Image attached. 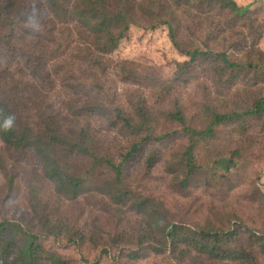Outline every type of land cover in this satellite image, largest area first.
<instances>
[{"label": "trees", "instance_id": "1", "mask_svg": "<svg viewBox=\"0 0 264 264\" xmlns=\"http://www.w3.org/2000/svg\"><path fill=\"white\" fill-rule=\"evenodd\" d=\"M43 1L0 0V55L6 60L0 70L3 84L0 91V142L7 148L4 154L0 147V171L6 176L0 187V206L15 204L12 191L15 192L17 170L22 169L16 154L27 157L28 161L36 160L41 168L40 173L35 168L22 169L26 172L24 184L28 185V207L23 205L19 216L28 209L36 217L38 228L26 227L28 222L23 218L18 221L10 219L11 216L0 218V264H76L44 247L42 240L63 231L67 235L69 226H63L65 223L55 218L56 208L51 206L58 198L73 199L91 192H103L115 205L120 220L127 219L131 213L140 215V234L122 230L111 237L112 246L130 244L141 248L157 238L161 245L170 243L172 252L179 250L183 258L189 254L180 248L181 244L209 259L259 264L250 252L232 247L233 237L237 234L229 232L221 237L218 233L203 231L197 233L196 238L195 233L171 223L151 195L127 188L123 178L127 179L126 174L131 170H135L137 176H150L156 166L164 162L167 173L163 178L171 176L176 190L177 184L184 188L189 186L199 170L193 156L196 143H191L183 152L177 153V148L170 151L168 137L173 134H168L167 130L159 133L161 124L179 125L182 133L194 142L197 137H213L216 127L246 115L213 114L211 119L199 121L202 127L196 128L187 123L177 98V85L188 84L193 69L211 65L221 75L235 68H249L255 72L260 69L259 65L243 66L229 59L226 53L200 50L180 39L177 8L202 16L203 4L217 3L237 17L243 12L231 0ZM38 23H42L41 28ZM31 24L38 31H33ZM159 26L167 27L172 45L187 58L174 66L170 77L160 78L133 62H114L110 58L132 27L155 30ZM72 33L76 40L70 47ZM12 59L17 68L11 69L9 61ZM7 71L14 72L9 75ZM41 75L44 82L48 80L62 87L66 93L65 105H76L75 109L67 108L73 117H91L100 113L107 116L111 126L124 131L128 138L117 159L90 137V127L76 132L65 127L68 117L49 102L52 93L48 90L44 94L34 89L33 79ZM117 80L135 88L132 93L123 94V98L127 95L124 104L130 102V111L116 107L113 114L106 111L111 104L123 105L117 104L120 99L111 92L108 84ZM148 88L162 89L161 97H153L152 106L142 92ZM31 104L35 107L32 108ZM263 113L264 100L255 103L248 114ZM9 116L13 117V125L10 130H4V121ZM32 117L33 123L30 121ZM8 150L12 151L13 162L5 158ZM73 153L87 157L84 160L89 164L71 163L68 157ZM177 162L186 164L185 171L177 172ZM101 181L104 189L99 186ZM50 218L55 220L54 223ZM256 239L264 253V233Z\"/></svg>", "mask_w": 264, "mask_h": 264}, {"label": "rangeland", "instance_id": "2", "mask_svg": "<svg viewBox=\"0 0 264 264\" xmlns=\"http://www.w3.org/2000/svg\"><path fill=\"white\" fill-rule=\"evenodd\" d=\"M231 1L243 12L240 17L224 10L222 4L217 3L203 4L202 16L178 7L177 27L181 28L178 31L179 37L200 50L223 52L229 59L243 66L259 65L260 69L255 72L249 68H235L222 75L211 65L193 69L189 83L177 85V98L187 123L196 128L202 127L199 121L211 119L213 114L246 115L216 127L213 137H197L194 142H190L182 133L179 125L161 124L159 133L167 130L168 134H173L168 137L170 151L177 148V153L183 152L191 143H196L193 156L199 170L195 173V181L189 186L184 188L177 184L176 190L172 186L171 176L163 178L167 173L164 162H160L150 176H137L136 171L131 170L126 174L127 179L123 178L130 190L151 195L157 201L160 212L165 213L171 223L195 233L196 238L197 233L201 234L203 231L218 233L221 237L229 232L237 234L233 237L232 247L250 252L258 259L259 264H264V253L256 239L264 233V113L248 114L255 103L264 100V0ZM41 25L42 23H38L40 28ZM45 27L46 24L43 29ZM31 29L38 31L34 24H31ZM168 35L166 26H159L155 30L132 27L127 38L110 58L114 62H133L160 78L170 77L174 66L187 61V58L174 48ZM71 36L70 47L73 46L72 41L76 40L73 33ZM5 61L0 55V70ZM19 63L22 65L20 61ZM9 64L11 69L17 68L13 59ZM23 70L26 73L24 67ZM13 72L7 71L9 75ZM97 78L98 75L95 80ZM33 80L35 90L44 94L49 90L52 93L49 102L68 117L66 128L76 132L90 127V137H94L106 153L118 158L117 154L122 151L128 138L123 130L111 126L107 116L100 113L91 117H73L67 108L75 109L76 105H65L66 93H63L59 84L48 80L44 82L42 75ZM108 84L111 92L120 99L117 104L123 105L111 104L106 111L115 114L116 107L130 111V102L124 104L127 95L123 98V94L132 93L135 86H128L118 80ZM2 89L0 80V91ZM161 91L162 89L148 88L142 92L152 106L153 97H161ZM30 121L33 123L35 120L32 117ZM0 147L5 154L7 148L1 142ZM16 156L22 169L27 171L35 168L36 172H41L36 160L28 161L27 157ZM5 158L13 162L11 150H8ZM84 158L87 157L79 153L68 157L71 163L79 166L89 164ZM185 166L186 164L177 162V172L185 171ZM22 169L17 170L15 192L12 191L15 204L0 206V218L11 216L10 219L17 221L23 218L28 222L26 227H37L39 224L36 217L28 209L26 212L29 214L26 215L25 212L19 217L22 206L28 207V185L24 184L26 172ZM5 179L6 176L0 171V187L4 185ZM99 186L101 189L105 187L102 181ZM51 206L56 208L55 218L62 220L65 223L63 226L68 225L69 229L67 235L63 231L57 236H49L42 240V244L72 263L239 264L218 258L209 259L181 244L180 248L186 249L189 254L183 258L179 250L177 253L172 252L170 243L161 245L157 238L141 248L130 244L112 246L111 237L115 233L124 230L130 234H140L142 221L140 215L132 213L127 219L120 220L115 205L103 192L82 194L73 199L62 196ZM26 216L29 217L26 219ZM53 218L50 219L54 223ZM81 232L86 235L80 234ZM132 256L135 257L131 258Z\"/></svg>", "mask_w": 264, "mask_h": 264}, {"label": "clouds", "instance_id": "3", "mask_svg": "<svg viewBox=\"0 0 264 264\" xmlns=\"http://www.w3.org/2000/svg\"><path fill=\"white\" fill-rule=\"evenodd\" d=\"M13 125V117L9 116L3 124L4 130H10Z\"/></svg>", "mask_w": 264, "mask_h": 264}]
</instances>
